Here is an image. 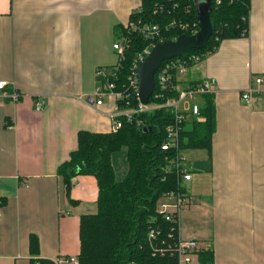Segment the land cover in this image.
I'll return each mask as SVG.
<instances>
[{
  "label": "crops",
  "instance_id": "0c3cea01",
  "mask_svg": "<svg viewBox=\"0 0 264 264\" xmlns=\"http://www.w3.org/2000/svg\"><path fill=\"white\" fill-rule=\"evenodd\" d=\"M249 3L248 35L223 40L187 75L215 80V129L210 152L199 150L192 162L203 186L195 193L184 185L192 202L178 234L211 251V264H264V0ZM140 4L0 0V80L22 93L0 101V264L78 255L79 220L97 210V181L77 175L67 191L57 168L80 130L110 131L112 102L96 110L84 98L96 69L114 65L116 29ZM249 85L260 92L245 101Z\"/></svg>",
  "mask_w": 264,
  "mask_h": 264
},
{
  "label": "trees",
  "instance_id": "16d2710c",
  "mask_svg": "<svg viewBox=\"0 0 264 264\" xmlns=\"http://www.w3.org/2000/svg\"><path fill=\"white\" fill-rule=\"evenodd\" d=\"M210 5L213 32L207 46L187 52L209 55L223 40L248 35L249 0H210ZM139 7L141 11L134 10L128 21L140 18L161 28L172 20L197 21L193 0H141ZM180 33L170 28L162 34L167 41ZM125 35L126 26L116 29V39ZM130 42L116 71L119 87L125 83L134 58L145 43L135 33L131 34ZM199 100L200 114L205 120L188 119L179 143L182 149L200 148L209 153L215 129L214 103L211 94H202ZM171 118L168 111L160 108L134 114L131 121L123 120L116 132L77 133V148L58 166L57 174L67 191L71 179L77 175H92L97 181V210L79 220L80 264H177L174 241L179 225L174 220L166 221L157 210L159 200L178 189L172 153L160 148L164 128ZM138 121L140 126L136 125ZM121 149L125 151L127 170L121 179H116L111 157ZM4 203L5 199L0 198V208ZM150 229L155 231L154 237H148ZM29 248L31 254L38 253L34 235L29 237ZM198 256L201 264H211V251L200 249ZM35 262L54 264L50 260H31V264Z\"/></svg>",
  "mask_w": 264,
  "mask_h": 264
},
{
  "label": "built area",
  "instance_id": "2783aa9c",
  "mask_svg": "<svg viewBox=\"0 0 264 264\" xmlns=\"http://www.w3.org/2000/svg\"><path fill=\"white\" fill-rule=\"evenodd\" d=\"M141 7L135 9L138 13ZM126 35L121 36L112 44L118 59L112 68L98 67L95 71L96 85L92 96H87L84 101L96 110L103 104L104 99L112 102V108L107 113L111 121L109 132H116L122 126L123 120L131 121L132 116L137 113L151 111L154 109H165L172 116L171 121L164 128V136L160 144L163 151L172 153L174 173L178 179V189L167 192L158 202L157 210L163 215L166 221H176L179 225V218L191 204V195L183 191V181H189L191 174L188 168L183 167L181 162L185 160L181 154L179 143L180 132L184 128L185 122L194 118L197 122H203L205 117L200 114V104L193 102L195 97L202 94H212L214 92L215 80L203 78L200 80H190L188 73L191 68L199 69L202 66L205 53L187 52L179 57H173L163 61L155 72L154 90L149 101L144 104L138 96L137 67L144 60L151 48L157 43L164 42L163 30H176L180 34L195 35L199 31L198 22L172 20L168 25L161 28L158 24L142 21L140 18L128 21ZM141 36L145 43L137 52L132 67L129 70L126 81L122 86L116 83V71L120 62L124 59L126 52L131 45V34ZM179 34V35H180ZM178 35V36H179ZM176 39L173 38L171 40ZM254 84H260L261 78L255 77ZM259 89L252 85L244 91L242 99L249 101L252 95H258ZM22 93L11 86L6 80H0V101L10 100L16 102ZM153 98V101H151ZM43 106L41 100H37L34 109L39 111ZM137 126L141 125L138 121ZM156 235L150 229L148 237ZM175 256L177 264H201L198 256L200 246L195 239H182L179 234L174 241ZM54 264H80L77 256L58 257L53 261ZM35 264H39L35 262Z\"/></svg>",
  "mask_w": 264,
  "mask_h": 264
},
{
  "label": "water",
  "instance_id": "95a60500",
  "mask_svg": "<svg viewBox=\"0 0 264 264\" xmlns=\"http://www.w3.org/2000/svg\"><path fill=\"white\" fill-rule=\"evenodd\" d=\"M193 1L199 31L195 35L180 34L174 40L157 43L137 67L138 96L144 104L149 101L153 93L155 72L163 61L179 57L190 50H202L207 46L213 32L210 0Z\"/></svg>",
  "mask_w": 264,
  "mask_h": 264
},
{
  "label": "rangeland",
  "instance_id": "374dc122",
  "mask_svg": "<svg viewBox=\"0 0 264 264\" xmlns=\"http://www.w3.org/2000/svg\"><path fill=\"white\" fill-rule=\"evenodd\" d=\"M112 52L114 54V62H113V64H116L117 59H118V55H117L116 51L113 48H112ZM104 68H109V67H104ZM196 69L197 68L194 67L193 69L190 70V73H193V71H195ZM193 102H197V103L200 104L199 97H195ZM199 150L203 151L204 149H200V148L190 149V148H187V149L181 150V154L184 155V158H185V160L181 162V165L183 167H186V168L189 169L191 167V165H192L193 160L196 158V154L197 153H201V152H199ZM111 159H112V164H113L114 171H115V178L116 179H121L123 177V175L125 174L126 169H127L124 149H121V150H119L117 152H114L112 154ZM189 171H190V174L193 175V179L191 181H183L182 184L186 186L187 190L190 189V190H193V192L196 193V191H198L199 188H201L203 186V183L200 182V179H199V176H198V170H196L193 165H192V168L189 169Z\"/></svg>",
  "mask_w": 264,
  "mask_h": 264
},
{
  "label": "bare ground",
  "instance_id": "6f19581e",
  "mask_svg": "<svg viewBox=\"0 0 264 264\" xmlns=\"http://www.w3.org/2000/svg\"><path fill=\"white\" fill-rule=\"evenodd\" d=\"M108 67V66H107Z\"/></svg>",
  "mask_w": 264,
  "mask_h": 264
}]
</instances>
